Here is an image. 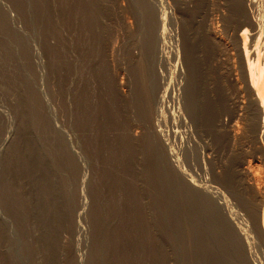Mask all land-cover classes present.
Instances as JSON below:
<instances>
[{
    "label": "rangeland",
    "instance_id": "374dc122",
    "mask_svg": "<svg viewBox=\"0 0 264 264\" xmlns=\"http://www.w3.org/2000/svg\"><path fill=\"white\" fill-rule=\"evenodd\" d=\"M241 1L0 0V136L15 130L0 264H264V153L237 24L264 0ZM176 81L187 122L159 115ZM172 158L222 195L189 187Z\"/></svg>",
    "mask_w": 264,
    "mask_h": 264
},
{
    "label": "bare ground",
    "instance_id": "6f19581e",
    "mask_svg": "<svg viewBox=\"0 0 264 264\" xmlns=\"http://www.w3.org/2000/svg\"><path fill=\"white\" fill-rule=\"evenodd\" d=\"M241 1V0H240ZM244 0H242L241 2H243ZM247 1V0H246ZM255 2V0H251V3L252 2ZM259 1V0H258ZM263 1V0H262ZM259 3V2H257ZM256 3V4H257ZM246 4V3H245ZM263 4V3H262ZM234 5V4H233ZM242 5V3L240 4ZM259 5V4H258ZM257 5V7H258ZM162 6V4H161ZM238 6V5H237ZM236 6V7H237ZM247 6V5H246ZM253 6V4H252ZM252 6H247V8L249 7V9H247L246 7L242 8V11L241 14H240V22H237L240 23L239 24V27L241 28L242 31H239L240 32V36H242V39L244 40V45H243V48H244V69L246 71V74H247V84L250 88V91H251V101L253 102V105L251 106V108H249L248 111L250 112H247L250 117V123L248 127H251V132H252V136L250 137L251 140V143H254V145H256V148L259 149V151H262L264 153V47L263 45L261 44V42H264V10L262 11H258L256 12V10L252 7ZM264 7V5H263ZM261 8V7H259ZM163 11V9H161ZM165 11V10H164ZM239 12V13H240ZM166 14V13H165ZM164 15V14H163ZM238 15V14H237ZM239 16V15H238ZM161 17V16H160ZM165 16H162V27L164 26V23H163V20H165L164 18ZM231 19V18H230ZM238 19V18H237ZM238 26V25H237ZM165 27V26H164ZM165 28H163L162 32L164 31L165 32ZM172 31V30H171ZM238 32V33H239ZM165 36V35H164ZM162 35V37H164ZM171 36V34H170ZM222 36V35H221ZM237 37V36H236ZM240 39V38H239ZM257 39V40H256ZM256 40V42H255ZM263 40V41H262ZM239 41V40H238ZM241 41V40H240ZM169 43H171V40L168 41ZM242 42V41H241ZM166 42H162V48H164L166 45H164ZM174 43V42H173ZM88 44V43H86ZM167 44V43H166ZM254 44V45H253ZM87 46V45H86ZM175 47V46H174ZM179 48V46H178ZM88 50V49H86ZM164 50V49H162ZM166 50L167 49V46H166ZM165 50V51H166ZM173 50H175L173 48ZM176 51V50H175ZM88 52V51H87ZM160 52V51H159ZM164 52V51H163ZM179 54V52H178ZM243 54V53H242ZM87 55V54H86ZM173 55V54H172ZM177 55V54H176ZM178 57V56H177ZM171 58V57H170ZM168 59V58H167ZM180 59V57L178 58ZM166 60V58H165ZM171 60V59H170ZM88 61V60H87ZM176 61V60H175ZM178 61V60H177ZM175 63V62H174ZM177 63V62H176ZM175 63V64H176ZM179 63V62H178ZM174 65V64H173ZM179 64H176V70L174 69V74L175 71L178 73V74H182V70L180 69V66L177 67ZM240 66V65H239ZM181 67H182V64H181ZM170 68V67H169ZM184 71V70H183ZM172 72V71H171ZM172 75V74H171ZM177 75V74H176ZM183 75V74H182ZM182 75H180L181 77H183ZM174 76V75H173ZM172 76V78H173ZM171 77V76H170ZM176 77V76H175ZM180 79V78H179ZM178 79V80H179ZM172 81V79H170ZM174 80V79H173ZM176 80V78H175ZM182 80V79H180ZM168 82L170 83V86L172 85L171 83L172 82ZM177 82V81H176ZM179 82L181 81H178L174 87L172 86V90L171 88H169V85H168V88H165L164 89V93L162 95H160V104H159V115L163 117H166V112L168 110V112L172 115L175 114L177 117H180L179 120L181 119L182 121L184 122H187V117L184 115V113H182L183 109L182 107L179 105L180 104V100H179V97L181 95V92L179 91L180 90V87L182 86ZM241 82V81H240ZM188 83V82H187ZM181 86H180V85ZM184 84V83H183ZM188 87H189V84H187ZM183 87V86H182ZM183 89V88H182ZM238 89V88H237ZM242 89V88H241ZM248 89V88H247ZM186 91H188V89L185 88ZM190 91V90H189ZM238 91V90H237ZM180 92V93H179ZM242 93V92H241ZM244 95V94H243ZM167 98V99H166ZM236 99V98H235ZM159 100V99H158ZM244 100V99H243ZM170 101H172L170 103ZM186 102V101H185ZM250 102V100H249ZM251 102V103H252ZM246 104V103H245ZM249 104V103H248ZM187 105V104H186ZM237 105V104H236ZM242 106V105H241ZM184 107V106H183ZM168 108V109H167ZM190 108V107H189ZM193 108V106H192ZM4 109V108H3ZM1 109V110H3ZM182 109V111H181ZM188 109V108H187ZM243 109V108H242ZM190 110V109H189ZM188 111V110H187ZM9 112V111H6V113ZM185 112V111H184ZM3 112H1V115H2ZM191 113V112H190ZM9 114V113H7ZM190 115V114H189ZM4 116V115H3ZM9 116V115H8ZM11 116V115H10ZM244 116V115H243ZM6 117V115H5ZM157 117V116H156ZM170 117V116H169ZM245 117V116H244ZM1 118V117H0ZM4 118V117H3ZM172 118V117H171ZM174 118V117H173ZM9 119V118H7ZM11 119V117H10ZM176 119V118H175ZM189 119V118H188ZM244 119V118H243ZM162 120V119H161ZM236 120V119H235ZM1 121V120H0ZM9 121V120H8ZM13 121V120H12ZM160 121V119H159ZM245 121V120H244ZM3 122H4V119H3ZM7 122V121H6ZM181 122V121H180ZM160 124L162 122H159ZM1 124V122H0ZM6 124V123H5ZM4 124L5 127H7L6 125ZM7 124H10V123H7ZM11 125V124H10ZM14 125V124H12ZM157 125V124H156ZM181 125V124H180ZM185 125V124H184ZM188 125V124H187ZM247 125V124H246ZM2 126V125H1ZM160 126V125H159ZM186 126V125H185ZM9 129L6 128V132L2 133V135L0 136V193H1V190H2V194L3 196H6L7 193L9 192V173H8V165L9 163L11 162L10 159H8L10 157V151L9 149H7V147H11L10 142L12 141V138H13V135L15 134V130H13L11 127L13 126H8ZM188 127V126H187ZM190 127V126H189ZM238 128V126H236ZM191 128V127H190ZM234 128V127H233ZM3 129V128H2ZM15 129V128H14ZM248 129V128H247ZM161 130V128H160ZM158 129V132L161 134L162 131H160ZM187 130V129H186ZM189 130V129H188ZM5 131V130H3ZM164 131V130H163ZM233 131V130H232ZM187 133V132H186ZM1 134V132H0ZM159 134V135H160ZM189 134V133H188ZM239 134V133H238ZM163 135V134H162ZM166 135V134H165ZM192 135V134H191ZM251 135V134H249ZM15 138V137H14ZM13 138V139H14ZM168 144V142H167ZM181 145V144H180ZM183 146V145H182ZM255 147V146H254ZM250 148V147H249ZM7 149V150H6ZM179 149V148H178ZM176 150V149H175ZM192 150V149H190ZM253 152V151H252ZM175 153V152H174ZM172 149L170 150V154H174ZM177 154V153H176ZM182 154V153H181ZM185 154V153H184ZM190 155V154H189ZM175 156V154H174ZM173 157V156H172ZM181 157V156H180ZM179 157V158H180ZM186 157V156H185ZM259 157V156H258ZM7 159V161H6ZM178 158L174 159H170L172 160V164H174L176 167H178V170L180 172V176L181 177H184V179H187V181L190 182V185L189 187H192V189H194L195 191H198L200 192L202 195H211V196H219L221 193L220 189L215 186V185H211V184H207V182H204L203 180L200 179V182L197 181L196 178H194L192 175L191 176H187V174L185 173V171H183V169L179 168V162L177 160ZM10 160V162H9ZM183 160V159H182ZM242 160V159H241ZM249 160V159H248ZM6 161V162H5ZM4 163V164H3ZM7 163V164H5ZM7 167V168H6ZM173 167V166H172ZM184 168V167H182ZM3 169V171H2ZM177 169V168H175ZM185 169V168H184ZM246 173L249 177V179L247 180H251L253 182L254 179H257L255 178V175L252 173L253 171L251 170L252 168L250 167H247L246 166ZM252 171V172H251ZM11 173V172H10ZM245 173V174H246ZM85 175V174H84ZM179 175V174H178ZM86 176V175H85ZM179 177V176H178ZM177 177V178H178ZM247 177V178H248ZM207 178V177H206ZM204 179V180H207V179ZM181 179V178H180ZM212 180V179H211ZM11 181V180H10ZM185 181V180H184ZM250 181V182H251ZM11 183V182H10ZM253 184V183H252ZM251 184V185H252ZM188 185V184H187ZM256 186V185H255ZM261 186V185H260ZM255 187L256 188V195L258 196V199L259 201L257 202L258 205L256 206V208H254L255 210L253 211L252 214L253 217V222L256 226H258L259 228H262L260 225V222H261V219L263 218V210H264V189L261 188V187ZM11 187V186H10ZM189 189V188H188ZM225 194V193H224ZM223 194V200H221L218 204L219 207H221V209H223V212L228 220V222L230 221V225L231 227L234 229V232L236 233V235L240 238V240L242 239L244 245H245V248L248 250L252 249L250 248V236H249V229H248V225L249 224H246L243 220H240V219H237V218H242L241 216H239L237 212H235L233 210V208H231L228 204V201L227 199H225L226 195ZM222 195V194H221ZM220 195V196H221ZM1 196V195H0ZM209 197V196H208ZM228 197V196H227ZM6 199V198H5ZM229 200V199H228ZM230 202V201H229ZM1 208V207H0ZM3 210V209H2ZM2 210L0 209V223L1 221L4 223H1L0 225H3L5 230L6 231H9L10 232V229L8 230V225H9V222L7 220V214L3 213ZM261 211H262V214H261ZM7 213V211H6ZM236 214V215H234ZM234 215V216H233ZM262 217V218H261ZM251 219V220H252ZM257 227V229H258ZM3 229V228H2ZM259 231H263V229L259 230ZM251 232V231H250ZM8 234V232H7ZM10 234V233H9ZM263 234V233H262ZM264 235V234H263ZM8 236V235H7ZM10 239V238H9ZM9 241V240H8ZM7 241V242H8ZM9 246V245H8ZM5 250V249H4ZM8 250V249H7ZM10 250V249H9ZM251 255V254H250ZM253 255V254H252ZM253 257V256H252ZM254 261V260H253ZM255 264V263H254Z\"/></svg>",
    "mask_w": 264,
    "mask_h": 264
}]
</instances>
